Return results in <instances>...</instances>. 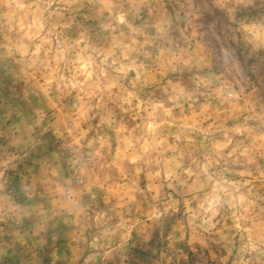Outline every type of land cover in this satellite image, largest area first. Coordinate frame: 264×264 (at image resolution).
<instances>
[{
  "label": "rangeland",
  "instance_id": "1",
  "mask_svg": "<svg viewBox=\"0 0 264 264\" xmlns=\"http://www.w3.org/2000/svg\"><path fill=\"white\" fill-rule=\"evenodd\" d=\"M30 3L31 0H0V44L5 43V35L17 38L23 34V26L32 19ZM99 7L98 0H85L82 12L95 16V9ZM135 12L139 13L138 17L130 13L129 19L136 31L125 29L126 40H142L139 30L147 22L149 27L144 30L153 37L149 48L153 56L161 54V49L165 58L184 56L191 51L189 45H199L201 53L220 60L231 73L221 88L225 104L238 98L264 102V55L253 56L242 43V37L248 33L264 30V0H150L148 3L137 0ZM76 21L90 30L94 44H102L108 38L109 33L99 29L96 20H86L77 13ZM154 21L159 22V31L151 27ZM188 37L191 39H186ZM3 52L0 47V160L11 155L18 159L13 161L15 170L5 168L0 177V185H3L0 195L11 193L12 201L23 207L31 203L24 194L31 180L35 178L39 182L50 178L63 186V200L73 199V190H79V203L88 205V218L82 219L81 228L70 222L73 217L66 211L51 219L34 214L17 218L5 212L0 218V264H264V243L258 239L261 233L254 231L250 240L249 233L244 231L250 226L248 222H241L237 229L232 219L218 216L216 219L220 222L204 232L199 227H189L182 203L175 211L172 208L164 211L163 202L169 195L177 198L164 178L165 160L174 154L166 149L169 146L182 148L185 140L183 134L179 140L175 135L181 132V107L172 108L170 113L159 108L153 112L152 105L157 102L169 106L168 93L159 84L146 83L134 89L136 97L142 101L138 112L136 99L128 111H123L129 106L116 89L100 93L104 103L101 111L126 131L118 137L107 123L97 128L99 117L82 123L81 128L88 131L74 154L77 167H86V175L81 176L69 168L65 151L58 148L61 141L51 129L43 135L33 130L35 143L27 146L22 142L14 143L28 139L27 125L35 119L34 110L45 101L31 86V81L25 82L22 65ZM137 71L131 66L120 73L126 87H131L129 81ZM168 76L187 83L189 73L186 70L169 73L165 78ZM63 102L78 101L70 96ZM91 102L95 103V98ZM180 103L187 112V103ZM245 115L251 117L246 124L252 131L234 134L233 140L241 147H251L255 136L264 132V114L257 107L256 114ZM50 119L51 110L46 108L45 120ZM236 122L243 124V115ZM148 124L153 127L147 129ZM67 126L71 128L73 122L67 120ZM127 130L131 131L129 138L133 145L121 157L117 154L118 148H124L125 144L120 137H128ZM98 134L106 135L107 140L102 143L97 139ZM195 135L198 138L199 134ZM255 143L264 142L255 140ZM129 155H136L137 161L130 162ZM197 155L200 164H204L203 157ZM248 160L246 168L251 175L237 177L240 165L231 161L224 165L231 169L224 175L229 179L250 180L253 191L264 196V176L261 175L264 147L251 148ZM53 169L58 170V176L52 175ZM157 170L160 171L158 177L150 176ZM25 178L27 183H22ZM67 178L71 179V184L65 183ZM90 179L95 180L90 192L83 191ZM44 206H49L47 199ZM262 220L264 214L257 217V225Z\"/></svg>",
  "mask_w": 264,
  "mask_h": 264
},
{
  "label": "clouds",
  "instance_id": "2",
  "mask_svg": "<svg viewBox=\"0 0 264 264\" xmlns=\"http://www.w3.org/2000/svg\"><path fill=\"white\" fill-rule=\"evenodd\" d=\"M136 2L137 0H98L100 7L95 9L96 15L89 16L82 12L85 0H31L28 7L32 19L23 26V34L17 38L5 35V43L0 44V47L4 49L3 55L22 65L25 82L31 81V86L43 95L45 103L34 110L35 119L27 125L28 139L14 143L22 142L26 146L35 143L31 135L33 130H38L43 135L51 129L61 141L58 148L65 151L69 168L81 176L86 175V167H77L78 162L74 158L80 147V139L88 131L81 128V124L99 117L97 128L107 123L118 137L126 131L106 112L101 111L104 103L100 93L116 89L118 94H122L123 102L129 106L123 111H128L133 99H136L135 108L138 112L142 101L136 97L134 89L146 83L159 84L168 93L169 106L165 107L163 102H157L152 105L153 112L159 108L170 113L172 108L181 107V132L175 135L179 140L183 134L185 140L182 148L169 146L166 149L174 151V154L165 160L164 178L168 181L167 187L177 193V198L173 199L169 195L168 200L163 202L164 211L169 208L175 211L182 203L189 227H199L204 232L210 231L220 222L216 219L218 216L232 219L237 229L241 222H248L250 226L244 231L249 233V239L258 230L261 233L258 239L260 243H264V220L257 225V217L264 214V196H258L253 191L250 180L229 179L224 175L231 171L224 166L229 161L240 165L237 177L251 175L246 168L250 162L248 152L251 148L264 147V143H255V140L264 142V132L255 136L251 147H241L234 142L233 135L252 131L246 124L251 117L245 113L256 114L259 107L264 114V102L238 98L233 103L225 104L221 99V88L231 73L220 60L201 53L199 45H189L191 51L184 56L165 58L162 56L164 49L160 50L161 54L153 56L149 51L153 37L144 30L149 27L147 22L139 30L142 40H126L125 29L129 32L136 31L129 19L130 13L137 17L139 15L135 12ZM139 2L148 3L150 0ZM77 13L86 20H96L97 27L109 33L106 41L94 44L90 30L77 23ZM102 16L103 20L100 19ZM151 27L160 30L158 21H154ZM186 39L190 40L191 37ZM242 43L251 50L253 56L264 55V30L248 33L242 37ZM236 59L239 61V56ZM131 66H135L138 71L129 81L131 87H126L120 73ZM240 67L243 68V65ZM185 70L189 73L187 83L180 78H165L169 73ZM70 96L78 102L64 103ZM93 98L95 103L91 102ZM181 101L187 103V112ZM46 108L51 110L50 120H45ZM241 115L243 124L236 122ZM67 120L73 122L71 128L67 126ZM167 123L170 125L171 121ZM145 127L151 129L153 125ZM127 131L128 137H120L125 144L124 148H118L117 154L121 157L133 145L129 138L131 131ZM195 134H199L198 138ZM97 139L103 143L107 136L98 134ZM73 145H76L75 149ZM69 149L72 150L71 153L66 152ZM197 154L203 157L204 164H200ZM17 159V156L11 155L0 160V177L4 175L5 168L15 170L16 164L13 161ZM128 159L135 163L138 157L129 155ZM209 168L214 171L209 172ZM52 175L58 176V170L53 169ZM159 175V170L150 173V176ZM261 175L264 176V172ZM94 182V179H90L83 191L90 192ZM22 183H27V178ZM65 183L71 184L72 181L67 178ZM2 188L3 185H0V190ZM63 193L64 188L58 181L44 178L38 182L34 178L24 193L31 203L21 207L12 201L11 193L0 195V218L5 212H11L17 218L20 215L34 214L51 219L66 211L73 217L70 222L82 228V219L86 221L88 218V205L79 203V190H73L74 198L71 200L61 199ZM46 199L49 205L47 208L44 206Z\"/></svg>",
  "mask_w": 264,
  "mask_h": 264
}]
</instances>
